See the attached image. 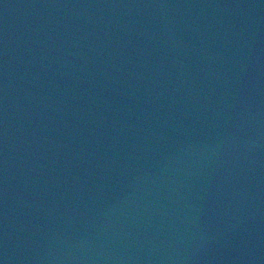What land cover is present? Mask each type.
Segmentation results:
<instances>
[{
	"label": "water",
	"instance_id": "water-1",
	"mask_svg": "<svg viewBox=\"0 0 264 264\" xmlns=\"http://www.w3.org/2000/svg\"><path fill=\"white\" fill-rule=\"evenodd\" d=\"M0 264H264V0H0Z\"/></svg>",
	"mask_w": 264,
	"mask_h": 264
}]
</instances>
